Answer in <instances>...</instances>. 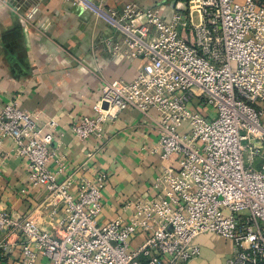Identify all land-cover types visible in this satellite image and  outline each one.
<instances>
[{"label":"built area","instance_id":"1","mask_svg":"<svg viewBox=\"0 0 264 264\" xmlns=\"http://www.w3.org/2000/svg\"><path fill=\"white\" fill-rule=\"evenodd\" d=\"M67 1L121 34L109 47L114 57L144 61L132 80L105 82L94 114L73 123L72 131L81 140L100 138L123 110L155 108L159 193L129 201L128 220L100 222L107 174L60 181L62 161L52 147L57 121L8 103L0 114L2 136L26 159L33 186L48 192L52 214L64 209L51 230L0 210V230L23 236L22 264H37L39 255L51 264H193L202 253L197 238L206 233L232 242L223 264H264V0H187L170 19L134 2L115 9ZM142 16L146 21L137 23ZM194 99L198 107L190 105ZM257 159L261 169L254 167ZM142 230L148 237L131 249Z\"/></svg>","mask_w":264,"mask_h":264},{"label":"crops","instance_id":"2","mask_svg":"<svg viewBox=\"0 0 264 264\" xmlns=\"http://www.w3.org/2000/svg\"><path fill=\"white\" fill-rule=\"evenodd\" d=\"M95 1L115 9L138 3L142 8H154L166 19L187 6V0ZM145 21L142 16L136 22ZM181 34L194 41L191 31L182 30ZM121 37L96 14L67 0H0V114L5 105L15 102L42 121H57L52 147L62 161L59 180L71 177L80 182L94 180L101 172L107 174L100 216L104 223L128 220L134 213L129 201L142 195L156 196L155 183L163 165L155 150L159 142L155 108L147 113L133 107L123 110L116 120L104 125L100 138L81 140L72 131L73 123L94 114L93 105L105 82L132 80L143 65L139 58L113 56L109 47ZM194 100L198 107L199 101ZM204 110L215 115L213 109ZM187 128L185 123L180 131ZM14 148L13 140L0 132V210L18 219H33L51 230L63 218L64 209L60 205L52 214L48 192L33 186L27 161L15 155ZM173 164L177 166V161ZM52 166L59 168L56 163ZM147 237V231H140L131 239V249ZM23 241L20 231L0 230V264H22ZM205 250L202 245L201 254ZM200 256L196 263H201ZM37 264L51 263L39 255Z\"/></svg>","mask_w":264,"mask_h":264},{"label":"rangeland","instance_id":"3","mask_svg":"<svg viewBox=\"0 0 264 264\" xmlns=\"http://www.w3.org/2000/svg\"><path fill=\"white\" fill-rule=\"evenodd\" d=\"M194 103L196 104V100L190 102V105L193 106ZM208 108L213 109L211 106H208ZM254 167L256 169H261V162L259 159L255 161ZM248 214L249 211H241L237 213V215L240 216H246ZM197 239L206 250L200 256L202 259L201 263L193 261V264H223L233 252V245L231 241L223 238L222 236L206 233L200 235Z\"/></svg>","mask_w":264,"mask_h":264},{"label":"water","instance_id":"4","mask_svg":"<svg viewBox=\"0 0 264 264\" xmlns=\"http://www.w3.org/2000/svg\"><path fill=\"white\" fill-rule=\"evenodd\" d=\"M104 106L107 107V103H105Z\"/></svg>","mask_w":264,"mask_h":264}]
</instances>
